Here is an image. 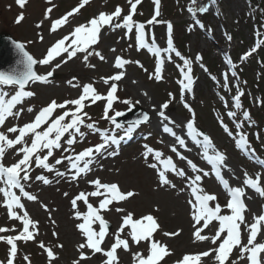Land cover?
Here are the masks:
<instances>
[{"label":"rangeland","instance_id":"1","mask_svg":"<svg viewBox=\"0 0 264 264\" xmlns=\"http://www.w3.org/2000/svg\"><path fill=\"white\" fill-rule=\"evenodd\" d=\"M163 1V14L158 20L169 19L177 22L176 35L185 36L184 49L192 61V64L186 65L200 77L195 95L187 99L193 98L190 104L193 105L195 114L192 111L187 112L190 105H183L184 108L181 106L183 91L180 90L178 94L171 78L172 73L167 70L163 77L164 81L157 83L151 74V66L148 68L147 64L143 66L139 64L141 60L146 62L148 58L134 49L130 38H127L129 36L125 37L124 30H118V27L112 25L105 29L98 40H92L91 44L76 51L74 56L71 55L73 50L70 49L60 62L38 67L41 73L56 74V77L44 83L40 81L30 83L26 89L30 96L24 105L25 114L30 118L25 116L19 123L32 119L37 110L33 114L28 112L33 106L45 107L52 100H56L61 108H71L72 111L77 106H83L81 116L84 119L107 122L106 119L109 121L111 114L115 113L111 111L109 114L104 111L102 100H99L100 102L96 100L108 95L113 82H116L119 85V95L122 97L117 109L131 110L138 107L147 113L141 105L140 97L148 98L153 100L160 111L166 110L171 117L181 120L183 126L186 124L185 120H191L198 129L211 134L209 136L214 139L215 144L223 147L222 150L228 155L223 156V162L231 167V174L243 184L244 191L241 192L245 195L247 209L245 219L237 218L235 208L231 209L228 203L229 196L215 186L216 182L209 173L208 159L206 161L197 157L192 165L195 166L197 163L196 168L182 160L175 161V154L167 146L168 140L165 142L166 138L161 136L153 124H147L143 129L148 136H150L148 132L154 133L152 140L149 137L144 143H138L137 147L134 145L125 149L118 158L101 162L96 171H93L84 182L70 185L67 181L58 180L45 190L43 199L48 200L45 202L50 207V217H53L50 221L46 220L45 213L40 211L39 216L46 224L42 222L40 233L36 232L37 236L33 237L35 243L28 246L21 244V251L18 244L17 252L24 262L27 257L33 264H47V261L49 264H105V253L114 245L118 246L114 249L118 251L115 264H133L141 256V258L148 256L151 239L141 243L142 234H138L136 225L138 221H141L142 225L144 220L151 216L158 224V231L152 237L156 240L157 248H162L166 254L172 252L170 262L182 260L191 264H264V167L260 171L257 165L243 158L237 149L236 140L235 143L229 141L228 144L224 139L228 138L225 132L223 133L227 137H220L215 117L216 113L218 119L225 124L222 119L226 116L227 110L221 106L224 103L221 97L217 96L219 93L217 90H223V86L226 85L220 81V73L225 70L219 58L222 51L220 43H229L228 48L235 52L236 57L240 52L244 55L251 53L259 45L260 34L257 32L256 35V31L254 32L250 3L248 0H220L221 3L217 5L220 17L214 14V8L205 18L211 28L209 30L213 37L211 39L196 28L195 22L189 20L191 19L189 11L194 8L198 11L203 7L202 0ZM6 4L10 7L9 10H5ZM75 6H80L81 9L74 12ZM145 8H148L147 0H0V32H10L27 46L34 58L40 60L55 39L78 36L81 29L86 30L90 21L98 19L99 16L115 14V24H120L124 17L130 18L131 22L136 21L138 15L143 20L155 17L151 7L148 8L147 14ZM180 20L183 22L181 25ZM162 29L159 27L157 30L160 32ZM89 36V33H85L87 39ZM230 38L233 39L231 43ZM260 53L261 50L253 54L254 64L257 63ZM207 63L213 67V70L211 69L213 73L218 75V82L222 88L208 80ZM255 68L253 66L249 69L247 83L251 88L249 93L253 98L256 115L259 117L258 122L264 125V108L257 106L259 98L262 101L264 96L261 97L262 91L255 87L257 83ZM118 70L126 71L125 79H113L114 73L118 74ZM125 73L121 74L124 76ZM236 81V78H229L233 85ZM237 89L240 91V88ZM128 91L132 92L135 98H131ZM226 101L230 105L233 104L231 99L227 98ZM184 131L187 129L184 128ZM192 131L194 132V128ZM4 135L8 133L4 132ZM258 141L264 146L263 137L259 136ZM90 143L94 142H87L86 145ZM150 147L154 148V152L148 150ZM6 156L7 162H14L20 157V149L12 148L7 151ZM200 166L208 172L209 177L197 169ZM95 180L116 185L121 193L119 201L113 200L114 202L109 203L106 209L101 210L112 225V230L106 238L108 246L98 256L92 255L90 251L93 234L89 236L87 230L81 228V221L77 218L87 204L99 206L102 201H110L103 193L96 196L100 189L91 184ZM195 181L200 182L198 188L193 186ZM251 185L252 188L254 185L259 187V190L252 189ZM129 192L130 198H123L122 195ZM208 192L214 193L219 197L217 199L223 202L222 212L217 215V220L209 222L210 226L205 230L204 223L200 222L191 205L197 204L196 198L207 197L205 195ZM211 203L217 204L216 199ZM178 205L184 208L189 220L187 229L179 223L177 215L181 207ZM5 217L0 209V237L6 228L13 229L18 226ZM231 217H235L236 220ZM221 219H227L228 231L235 233L240 239L239 243H232L235 246L229 252L226 251L225 255L219 250L222 241L220 234L224 229L219 221ZM64 224L67 226L63 227ZM46 226L49 229H46ZM125 226L126 229L123 228ZM3 236L8 239L13 237L9 234ZM36 244L41 247L38 248ZM42 248L51 251L50 258L44 256ZM7 253L8 247L0 245V263L6 260ZM250 253L256 255L253 263L248 262Z\"/></svg>","mask_w":264,"mask_h":264},{"label":"bare ground","instance_id":"2","mask_svg":"<svg viewBox=\"0 0 264 264\" xmlns=\"http://www.w3.org/2000/svg\"><path fill=\"white\" fill-rule=\"evenodd\" d=\"M99 32H102V30H100ZM97 32V33H99ZM97 33H93L94 35H96ZM17 50L15 49H8L3 56H0V63L3 64L4 62H6L7 60L9 59H14V58H17L18 55H17ZM16 66H18L19 63L15 62ZM25 63V62H24ZM22 70L23 71H31L30 69V66L29 64H23L22 65ZM22 71V72H23ZM129 93V96L131 98H135L133 97V93L128 91ZM139 93V91H138ZM140 97V96H139ZM141 98V105L145 108V110H147V113L150 115V118H151V123L154 124V126H156V124H162V126H165L167 125V127H170V130H175V126L177 127V129L181 128V120L177 119V118H168V116H163V115H160L161 114H169L168 112L166 111H163L161 112L156 106H155V103L153 102V100H150L148 98ZM163 136H164V133L163 131H160ZM177 136V132H175V135H174V138H176ZM168 139H169V143L171 145H173L174 147L178 148L180 147V143L179 142H175V140H173V138L171 136L168 135ZM184 144H186L189 148H192L194 149L195 148V144L193 143L192 140H185L184 141ZM182 149V148H181ZM228 156V155H226ZM225 173L227 175V177L233 182V183H236V184H240L241 182L237 181L236 178L233 176L232 171L230 170H225ZM179 207H181V209H178L179 213L177 215L178 219H179V223H181V225H183V227L185 226V228L187 229L188 226H189V220L188 218L186 217V214H185V210L184 208H182V206L178 205ZM190 209V208H189ZM176 217V218H177ZM64 226H67V225H63Z\"/></svg>","mask_w":264,"mask_h":264},{"label":"water","instance_id":"3","mask_svg":"<svg viewBox=\"0 0 264 264\" xmlns=\"http://www.w3.org/2000/svg\"><path fill=\"white\" fill-rule=\"evenodd\" d=\"M17 49V48H21L20 44L15 43L13 40H11L10 37H6L5 35L0 36V56H3L4 53L8 50V49ZM24 52H19L18 57L14 58V59H9L6 62H4L3 64L0 63V71L1 74L3 75H7V74H13V75H21L22 70V65L24 64L26 57L22 54ZM15 62L19 63L18 66H16ZM26 72V71H23ZM30 77L32 75H29Z\"/></svg>","mask_w":264,"mask_h":264},{"label":"trees","instance_id":"4","mask_svg":"<svg viewBox=\"0 0 264 264\" xmlns=\"http://www.w3.org/2000/svg\"><path fill=\"white\" fill-rule=\"evenodd\" d=\"M255 6L259 5V7L262 10V13L264 14V0H251ZM262 58V63L258 64L259 71L261 73L262 78L264 79V49H263V54L261 56Z\"/></svg>","mask_w":264,"mask_h":264}]
</instances>
